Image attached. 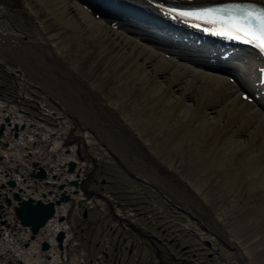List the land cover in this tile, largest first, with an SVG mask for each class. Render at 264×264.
I'll return each instance as SVG.
<instances>
[{
  "label": "bare ground",
  "instance_id": "6f19581e",
  "mask_svg": "<svg viewBox=\"0 0 264 264\" xmlns=\"http://www.w3.org/2000/svg\"><path fill=\"white\" fill-rule=\"evenodd\" d=\"M206 1L40 0V12L45 13L36 21L41 40L0 30V53L8 59L10 71L20 74L14 82L32 89L21 96L26 102L20 106L15 85L0 70V124H4L0 264H101L107 256L100 246L92 251L75 247L67 218L79 199L93 217H105L111 205V217L118 218L120 228L137 225L150 235L178 236L185 248L176 253L193 264H257L252 248L220 216L221 205L211 207L206 198L207 191L219 194L220 204L229 201L231 208L244 210L246 227L263 229L264 81L258 69L262 61L259 53L238 48L209 31L202 33V28L165 8ZM68 39L92 51L93 61H100L105 74L112 75L114 103L95 88L98 83L91 85L65 64L59 49ZM123 104L129 108L126 119L119 115ZM140 122L153 130V143L165 145L162 155L149 147L151 138L145 140L143 133H137ZM177 156L193 172L174 166ZM96 159L107 164L103 175L98 168L101 183L108 181L105 188L89 181ZM71 160L76 164L73 172L68 171ZM40 168L44 177L31 174ZM125 173L143 177L147 184L133 185ZM9 178L15 179L14 186L7 183ZM73 178L79 181L77 186L68 183ZM59 182L65 183L70 198L31 237L30 229L14 216L13 192L22 187L24 197L54 199L61 192ZM6 196L12 204L6 203ZM113 223L117 224L114 219ZM59 230L65 232L62 246L56 240ZM43 240L49 242L46 249ZM134 242L132 236L129 245Z\"/></svg>",
  "mask_w": 264,
  "mask_h": 264
},
{
  "label": "rangeland",
  "instance_id": "374dc122",
  "mask_svg": "<svg viewBox=\"0 0 264 264\" xmlns=\"http://www.w3.org/2000/svg\"><path fill=\"white\" fill-rule=\"evenodd\" d=\"M29 2H31L32 5L29 4ZM37 5H38V7L40 6V0H0V30H4L6 32H11V33H17L19 35L21 32L22 34L24 33L23 35L27 39L36 38L37 40H41L42 35H41V32L39 31L40 30V24H38V23L36 24V21H39L40 15L42 16L45 13H44V11H41L42 12L41 13L40 7L38 8ZM34 9H35V11H34ZM14 39L16 40V38H14ZM16 41H18V40H16ZM72 41L73 40L68 39L66 41L67 44L62 46L61 49H59V51H60L59 53L61 54L62 58L65 60L64 62H66L65 64L66 65L69 64L70 68L71 69L73 68L72 69L73 71H75V72L77 71L76 73L78 75H81V77L83 79H85L86 81H88L89 83H91V81H92L91 85L94 86V85H96V83H98L95 86V88L98 91L100 90L99 92L106 95L109 98V100H110V98L112 99L113 96L116 98V92L112 86V83H113L112 75L110 73L105 74V72L102 70V67L100 65V61H98V60L93 61V57H92V53H91L92 51H89V50L84 51L83 48H79ZM74 44L77 47V50H76V47L74 46ZM69 49H70V51H69ZM79 50H81V51H79ZM78 52H81V53H78ZM77 54H80V56H78ZM83 57H85V58H83ZM0 59H2V60H0V70H2L3 72H5L7 74L6 75L7 79L10 80L9 83L12 85H15L14 88H15V93H16L15 96L17 97L16 99H19V101H18L20 103L19 105L23 106L25 104L26 100H24V98H21V96L22 95L26 96L29 91L30 92L32 91V89L29 90L30 87H28L25 90V87L22 86L20 83L14 82L17 79L16 78L17 75L20 76V74L17 72L10 71L12 69L9 67L8 59L5 60L1 53H0ZM67 59H68V61H67ZM72 60L75 61V63ZM92 65L93 66L95 65V68L92 67ZM38 67L40 69V66H38ZM100 73L102 74V76ZM14 74H16V75H14ZM91 78H92V80H91ZM93 78H95V79H93ZM97 78L100 79V81ZM94 82H95V84H93ZM1 86L4 87L5 84L3 83V84H1ZM110 89H112L114 91H112V90L110 91ZM27 90H29V91L27 92ZM109 92H111V94L112 93H114V94L111 95V94H109ZM25 96H23V97H25ZM113 99L111 100V102L113 101L112 103L115 102L114 101L115 99L114 100ZM108 102L111 103L110 101H108ZM35 107H38V105H35ZM121 107H120L121 109L119 108L120 109L119 111H121L119 113V115L122 119H126L125 117L129 113V110H128L129 108H127V105H125V104H123ZM64 110H65L64 112H66L67 109H64ZM69 115L72 117L74 116L73 113H71ZM73 121L76 124H78L77 118L73 117ZM75 126H78V125H75ZM140 126H142V128L143 127L144 128L140 129ZM140 126H139V130L137 133H140V134L143 133L142 138L145 140L147 138H151V139H149V142H148L149 147L152 149H156V151L160 150V152H158L159 153L158 155H160V153L162 155V153L165 152V150H164L165 145H163L162 143H159L160 141H157V140H155V142L153 143V141L155 139V136L151 135V134H153V130H151V129L146 130L147 128H145L144 123H142V122H140ZM158 144H159V147H157ZM116 162H118L120 165L122 164V166H124V164L121 163L120 161L116 160ZM180 162L182 163L183 161L180 158V156H177L175 161H174V166L181 168L182 172H184V171L189 172L191 170L190 164H188L187 162L180 164ZM183 164H186V165H183ZM185 166H187V167H185ZM98 168H100L99 172L101 173V175H103L107 170V164H105V162L103 160L96 159V168H95V170H93V172L89 176V179H90L89 181H91L90 184L95 182L97 184H100L101 188L102 187L105 188L108 181L106 180V182L103 181V183H101V178L99 179V175H98ZM130 168H132V167H130ZM191 171L193 172V170H191ZM129 172H131V173L133 172L134 175L137 174V172L134 170V168H132V171L129 170ZM192 172H190L189 174L192 175L193 174ZM125 174H128V173H125ZM129 177H130V180H132L134 182L133 185L139 184V183L147 184L146 182H144L143 177L136 178L135 176H132V175H129ZM192 178H193L192 180H196L195 175L192 176ZM152 186H154V185H152ZM161 191H163V189H161ZM94 193L95 192H93L92 194H94ZM207 193L210 194V195L208 194L209 196L207 195L208 199L206 198L207 202H209L208 204L211 207H214L215 204L217 205V203L219 205H221V206H219L220 208L218 209L220 216L224 219V221L228 222V225H230V223H231V225L229 227L231 228V226H233L232 229H234V231L237 232L238 239L241 240L242 242L245 241L243 243H244V245L248 244L249 249L252 248V249H250L251 250V257L257 259V264H264V237H263L264 236V230H263L264 226H263V229L261 226L257 227V225H255V226L254 225H248V227L249 226L250 227L249 228L246 227V213L244 212L243 209L238 210V207L231 208L230 207L231 202H229V201H226L225 203L220 204L219 200L221 198H220L219 194H216L214 192L212 194V192H210V191H207ZM163 197H165V196L163 195ZM86 198L89 199L90 196L87 195ZM117 202H118V206L122 205L121 204L122 202L120 201L119 198H118ZM223 204H224V206H223ZM108 209H110L111 213L107 212V215H105V217H99L98 215L93 217V216H91V211L89 210V208L85 207V201L83 199L76 200L72 204V206L70 208V215L67 219L72 224V228L74 229V233H75L74 239H75L76 249L78 248V249L83 250V248H84V250H86V251H92V249H96V247L100 246L102 249V252L105 253L107 256L104 258V260L102 261L101 264H115V263L116 264H119V263L120 264H193V262H191V260L187 256L183 255L181 257L180 254L176 253L177 250L180 251V249L185 248V247H183V248L181 247V244H180L181 241H180V239H178V236L175 235L171 238H168V236L165 235V233H167L168 231L164 232V235L166 236L165 238H162L159 235L157 236V235L153 234V231H151V234H153V235H150V233L148 234V231H146V232L141 231L142 229H140L139 228L140 226L138 227L137 225H135L136 228L134 226L133 227L128 226V229H127V227L126 228H120L122 224L118 220V218L114 215H112V217H111V214L113 212L111 209V205H110V208H108ZM220 211H222V212H220ZM244 215H245V217H244ZM234 216H237V217L234 218ZM227 217H229L228 218L229 220L227 219ZM95 218H97V219H95ZM110 218H111V220H110ZM108 219H109V223L105 224ZM113 219L115 220V222L117 224L113 225L114 224ZM235 219L237 222L235 221ZM233 221H235V222H233ZM240 224H243V225L245 224V225L241 226ZM235 228H236V230H235ZM252 229H255L256 231L252 230ZM118 232H119V234H118ZM248 233H250V234H248ZM109 234H110V236H109ZM244 234L248 237H245ZM131 235L133 236V240L135 241L134 242L135 245L130 246L129 241L132 238ZM117 238H119V239H117ZM167 239L169 240V242ZM176 240H178V241H176ZM251 242H253V243H251ZM158 243H160V246ZM255 243H257V245ZM179 244H180V246H179ZM157 245H158V247H157ZM171 246L174 247L176 250L173 249ZM160 248H161V251H163V252H160ZM147 256H148V259H147ZM117 257H119V258H117ZM92 264H93V261H92Z\"/></svg>",
  "mask_w": 264,
  "mask_h": 264
},
{
  "label": "snow or ice",
  "instance_id": "6c2138e0",
  "mask_svg": "<svg viewBox=\"0 0 264 264\" xmlns=\"http://www.w3.org/2000/svg\"><path fill=\"white\" fill-rule=\"evenodd\" d=\"M168 11L178 18H185L194 27L247 44L264 53V9L232 5L191 10L171 8Z\"/></svg>",
  "mask_w": 264,
  "mask_h": 264
},
{
  "label": "water",
  "instance_id": "95a60500",
  "mask_svg": "<svg viewBox=\"0 0 264 264\" xmlns=\"http://www.w3.org/2000/svg\"><path fill=\"white\" fill-rule=\"evenodd\" d=\"M4 124H0V136L3 132ZM105 146L108 147L107 144ZM108 150L114 155L117 159V156L113 151L108 147ZM1 159V157H0ZM75 161L71 160L68 164V171L73 172L75 169ZM32 175H36L39 177L45 176V170L40 168L38 171H32ZM57 175L54 174L53 177ZM7 183L11 186L16 184L15 179L9 178L7 179ZM68 183L71 185L77 186L79 181L75 178L68 180ZM58 189H61L59 195L54 199H43L42 197H34L32 195L22 196L21 192L22 187H19L18 190L13 192V199L16 200V204L13 205L14 216L16 219L20 221V223L26 226L31 231V237H34L36 233H38L48 220L56 216L57 208L61 203L68 201L69 194L64 191L65 183L59 182L57 184ZM76 190V189H75ZM12 198L9 196L5 197V201L7 204H12ZM2 204L0 203V208ZM59 219H63V215L59 216ZM65 232L63 230H59L56 234V240L59 245L62 246V240L64 239ZM43 249H46L49 246V242L47 240H43L41 243Z\"/></svg>",
  "mask_w": 264,
  "mask_h": 264
}]
</instances>
